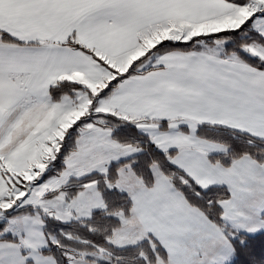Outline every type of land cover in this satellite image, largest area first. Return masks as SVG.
I'll list each match as a JSON object with an SVG mask.
<instances>
[{
	"label": "snow or ice",
	"instance_id": "snow-or-ice-1",
	"mask_svg": "<svg viewBox=\"0 0 264 264\" xmlns=\"http://www.w3.org/2000/svg\"><path fill=\"white\" fill-rule=\"evenodd\" d=\"M0 264H264V0H0Z\"/></svg>",
	"mask_w": 264,
	"mask_h": 264
}]
</instances>
